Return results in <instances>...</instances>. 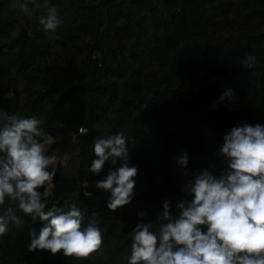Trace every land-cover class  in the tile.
Returning a JSON list of instances; mask_svg holds the SVG:
<instances>
[{
    "label": "trees",
    "instance_id": "trees-1",
    "mask_svg": "<svg viewBox=\"0 0 264 264\" xmlns=\"http://www.w3.org/2000/svg\"><path fill=\"white\" fill-rule=\"evenodd\" d=\"M23 2L0 0V111L40 121L50 139L45 154L58 160L51 193L38 189L42 200L47 209L75 204L83 225L96 220L103 244L87 259L29 252V232L43 222L6 197L0 214L11 207L24 223L0 237V264H128L136 225L157 231L165 201L178 217L194 174L227 170L223 137L245 123L264 125V0H37L31 16L13 7ZM45 2L62 21L57 39L38 22ZM91 45L104 52L101 66ZM150 96L161 102L147 107ZM117 133L127 137V159L92 173L95 140ZM183 154L186 166L177 163ZM124 163L138 170L134 195L112 212L111 193L95 184Z\"/></svg>",
    "mask_w": 264,
    "mask_h": 264
},
{
    "label": "clouds",
    "instance_id": "clouds-1",
    "mask_svg": "<svg viewBox=\"0 0 264 264\" xmlns=\"http://www.w3.org/2000/svg\"><path fill=\"white\" fill-rule=\"evenodd\" d=\"M29 3L41 8L37 0H24L13 7L31 16ZM43 10L39 25L50 39H57L55 33L62 23L57 8L45 2ZM253 59L247 55L242 64L252 67ZM231 95L232 90H226L220 100ZM0 119L7 121L0 128V205L8 197L18 202L25 215L43 222L38 234L29 232V252L48 250L54 255L62 251L65 257L87 259L99 251L103 233L95 219L83 225L84 216L75 204L67 211L55 205L46 210L38 189L46 188L44 195L48 194L58 160L45 154L49 137L40 121L2 111ZM126 139L123 133L97 138L90 171L99 174L105 162L115 165L117 158L126 160ZM223 140L218 152L226 158L227 170L219 176L209 170L194 174V180L185 185L192 199L177 204L180 214L175 218L165 201L158 219L166 223L157 231L150 224H137L128 264H264V125L233 127ZM177 163L186 166V154ZM137 172L135 166L124 163L95 184L111 193L110 211L131 202ZM10 223L20 227L24 221L8 207L0 214V237L7 234Z\"/></svg>",
    "mask_w": 264,
    "mask_h": 264
},
{
    "label": "built area",
    "instance_id": "built-area-1",
    "mask_svg": "<svg viewBox=\"0 0 264 264\" xmlns=\"http://www.w3.org/2000/svg\"><path fill=\"white\" fill-rule=\"evenodd\" d=\"M90 58L95 63H97L98 66H101L103 64L104 59H106L103 50H101L98 47L95 48L93 46L90 47ZM160 102L161 101H160V98L158 96H150L148 99L147 107H151L152 105L159 104ZM143 107H145V104H143ZM78 133H80V134L86 133V127L83 124H81L78 127Z\"/></svg>",
    "mask_w": 264,
    "mask_h": 264
},
{
    "label": "water",
    "instance_id": "water-1",
    "mask_svg": "<svg viewBox=\"0 0 264 264\" xmlns=\"http://www.w3.org/2000/svg\"><path fill=\"white\" fill-rule=\"evenodd\" d=\"M236 51L241 56V58L244 59L245 54L247 53L246 48L244 46H238V47H236ZM84 135H85V133L84 134H79V137H82Z\"/></svg>",
    "mask_w": 264,
    "mask_h": 264
},
{
    "label": "rangeland",
    "instance_id": "rangeland-1",
    "mask_svg": "<svg viewBox=\"0 0 264 264\" xmlns=\"http://www.w3.org/2000/svg\"><path fill=\"white\" fill-rule=\"evenodd\" d=\"M15 33V31H13V34ZM48 143L50 144V139L48 140ZM63 159V158H62ZM62 162H65V159H63V160H61ZM49 168H51V166L49 167ZM44 191H46V188L44 189ZM47 193L49 194V193H51L50 192V188H47ZM46 203H47V200H44ZM67 204H68V201H64V206H67ZM46 210H47V205H46Z\"/></svg>",
    "mask_w": 264,
    "mask_h": 264
}]
</instances>
